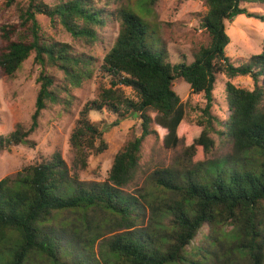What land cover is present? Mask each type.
I'll return each mask as SVG.
<instances>
[{
    "label": "trees",
    "instance_id": "trees-1",
    "mask_svg": "<svg viewBox=\"0 0 264 264\" xmlns=\"http://www.w3.org/2000/svg\"><path fill=\"white\" fill-rule=\"evenodd\" d=\"M197 1L205 7L197 20L210 41L193 54L190 63L170 62L159 32L148 20L159 0H60L53 6L27 0L16 9L17 21L0 24V76L13 78L31 54L40 69L29 128L17 125L8 137L0 136V150L22 142L33 145L29 137L42 113L51 104L69 103L60 98L48 70L61 71L73 85L91 76L93 58L45 37L37 16L47 17L73 40L90 45L97 38L96 29L109 19L119 24L99 67L109 87L85 104L70 135L73 164L84 170L90 156L106 150L101 130L88 118L90 112L100 114L106 109L118 121L130 114L141 121L140 135L115 155L103 183L71 179L57 153L0 180V264H264V41L258 55L234 65L225 55L229 37L224 25L240 15L264 23V15L243 6L264 5V0ZM12 3L8 0L6 7ZM112 5L114 12H110ZM217 74L249 77L254 85L249 91L225 83L229 114L222 128L211 113ZM176 79H182L191 94L203 96L197 126L185 121L184 106L172 90ZM122 87L130 89L136 100L127 98ZM150 112L167 130L162 145L184 147L182 170H164L153 177L159 204L122 191L134 180L142 144L151 134ZM212 135L230 140L235 155L245 154L233 161L243 166L229 170L220 160H207L214 148ZM145 207L150 215L143 228ZM66 214L75 216L72 231L83 235L69 252L57 230ZM204 227L203 243L187 250ZM111 231L115 234L106 241L101 258L87 260L97 237Z\"/></svg>",
    "mask_w": 264,
    "mask_h": 264
},
{
    "label": "rangeland",
    "instance_id": "rangeland-1",
    "mask_svg": "<svg viewBox=\"0 0 264 264\" xmlns=\"http://www.w3.org/2000/svg\"><path fill=\"white\" fill-rule=\"evenodd\" d=\"M7 1L0 0V24L17 21V7L24 6L27 2V0H14V3L6 7ZM59 1L43 0L44 3L51 6L58 4ZM177 2L178 0H159L158 4L153 7L152 16L148 20L153 28L159 32L161 44L165 46L170 62L175 64L185 60L190 63L193 60V54L201 47H206L210 41L208 34L200 28L197 20V15H202L205 7L197 0ZM121 3L125 5L126 1ZM243 6L249 12L264 15V5L249 3ZM115 8L116 6L112 5L110 12H114ZM37 20L45 37L68 44L75 54H83L85 58H93L90 63L93 66L89 65L91 76L81 79L80 84L73 85L65 79L61 71H47L54 79L60 98H66L69 103H66L67 105L51 104L42 113L37 129L29 137L33 145L30 146L26 142H22L18 146L0 150V180L13 176L22 168L50 158L57 153L65 162L71 179L76 176L80 182L93 185L103 183L108 177L115 155L129 141L140 135L141 121L137 115L130 114L118 121V117L106 109L100 114L97 112L89 113V120L97 124L102 132L106 150L101 154L90 156L84 170H79L73 164L74 154L69 139L79 118V113L85 104L96 100L100 91L109 87V81L99 67L103 57L111 49L117 37L118 21L111 18L102 28L96 29L97 38L90 45L83 41L73 40L58 24H50L49 19L45 16H37ZM224 25L225 32L229 37L225 55L234 65L246 62L261 52L264 41V23L240 15L225 21ZM33 57L34 55L31 54L13 78L0 76V136L8 137L17 125H22L26 129L29 128L39 89L36 80L40 72L39 67L33 61ZM226 82H230L236 88L249 91L254 88L249 77L227 78L224 74L216 75L213 91L214 104L211 113L221 122V128L229 114L224 91ZM64 89L67 90L66 93ZM172 90L178 95L184 106L185 121L197 126L201 120L199 119L196 123L200 114L198 108L204 105L203 96L191 94L189 86L182 79L173 81ZM121 91L127 98L136 100L130 89L122 87ZM149 115L151 117V134L145 138L142 144L141 160L134 180L122 191L125 195L138 198L142 195L159 204L161 201L160 192L155 187L153 177L164 170H182L184 167L180 164L183 161L181 155L184 147L182 145H178L176 148L163 146L162 142L167 136V130L158 124L157 116L154 113L150 112ZM211 137L214 140V148L209 153L207 160L212 162L220 160L219 164L229 170L237 165L243 166V162L233 163L241 156L243 158L245 154L235 155L230 140L225 136L212 135ZM224 159L230 162H226ZM149 215L148 207H145L143 228L149 223ZM65 217L66 220L57 226V230H59V236L63 238L65 250L69 252L79 245L83 240V235L78 236L72 231L75 227L71 226L70 223H75V216L66 214ZM113 234H115L114 231L103 232L100 237H97L92 252L86 253L88 255L86 256L87 260L92 262L96 258H101L103 250L106 251V241L112 238ZM205 234H207L206 227L199 232L187 250L203 243Z\"/></svg>",
    "mask_w": 264,
    "mask_h": 264
},
{
    "label": "water",
    "instance_id": "water-1",
    "mask_svg": "<svg viewBox=\"0 0 264 264\" xmlns=\"http://www.w3.org/2000/svg\"><path fill=\"white\" fill-rule=\"evenodd\" d=\"M23 143H25V142H23Z\"/></svg>",
    "mask_w": 264,
    "mask_h": 264
}]
</instances>
